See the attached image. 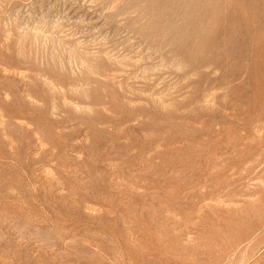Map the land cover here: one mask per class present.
I'll list each match as a JSON object with an SVG mask.
<instances>
[{
	"label": "rangeland",
	"instance_id": "374dc122",
	"mask_svg": "<svg viewBox=\"0 0 264 264\" xmlns=\"http://www.w3.org/2000/svg\"><path fill=\"white\" fill-rule=\"evenodd\" d=\"M0 264H264V0H0Z\"/></svg>",
	"mask_w": 264,
	"mask_h": 264
}]
</instances>
